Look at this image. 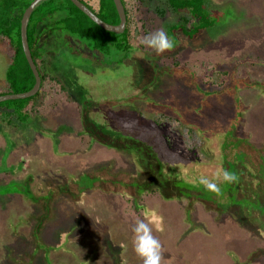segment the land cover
I'll use <instances>...</instances> for the list:
<instances>
[{"label":"trees","instance_id":"trees-1","mask_svg":"<svg viewBox=\"0 0 264 264\" xmlns=\"http://www.w3.org/2000/svg\"><path fill=\"white\" fill-rule=\"evenodd\" d=\"M33 1L0 0V38L10 60L6 86L0 89V96L28 92L36 83L21 40L22 18ZM80 1L102 21L119 25L114 0ZM158 1L182 16L181 23L169 29L172 38L181 32L189 40H195L216 24L206 0ZM122 3L127 24L121 34L101 28L71 0L40 3L28 25L30 50L42 80L40 90L29 98L1 102V120L9 125L30 126L31 118L45 108L54 92L68 104H82L86 99L90 103L89 91H86L89 99L84 92L71 95L60 80L46 72L44 56L51 50L47 44L51 35L58 33L60 36L54 37L57 40L75 39L83 44L82 49L112 57L111 65L127 62L141 37L137 13L144 0H122ZM49 19L52 20L49 28L41 31ZM142 28L148 34L147 28ZM174 68L177 70L168 75L157 73L151 80L140 79L137 84H130L122 102L111 98L100 103L98 110L91 103L92 110H81L82 134L91 143L121 153L128 161L126 167L107 162L76 173L61 168L58 173L37 175L38 181L31 177L23 183L0 186V196L15 194L29 212L27 218L11 224V236L3 241L5 251L0 264H55L56 251L68 253L62 256L61 264H70L66 261L68 256L74 257L76 264H102L104 259L109 264H122L124 243L118 244L114 239L116 233L105 231L101 221L99 226L97 223V217L112 214V208L89 206L83 211H73L67 215L69 218L61 216L60 210L55 211L58 201L60 205L64 202L82 205L85 196L94 192L121 195L127 203L139 199L143 202L145 196L186 202L184 209L189 221L200 204L206 212L215 214L216 221L227 217L264 244V143L258 147L247 131V107L240 87H225L224 78L230 74L229 70L214 71L208 77L214 87L202 89L199 83L205 81L197 69L178 62ZM181 74L189 82L171 81ZM253 89L264 93L258 87ZM106 109L110 113L108 120ZM95 111L100 118L92 117L91 112ZM166 127L186 135L190 141L196 140L200 155L196 152L192 158H185L175 149ZM223 170L235 173L238 180L223 182ZM201 177L217 183L220 191L206 190L199 183ZM135 207L144 210L143 204L136 203ZM99 227L103 232H99ZM96 240L100 244L98 251L90 247V242Z\"/></svg>","mask_w":264,"mask_h":264},{"label":"rangeland","instance_id":"rangeland-1","mask_svg":"<svg viewBox=\"0 0 264 264\" xmlns=\"http://www.w3.org/2000/svg\"><path fill=\"white\" fill-rule=\"evenodd\" d=\"M206 2L216 21L215 26L195 40H189L178 32L176 38L171 37L176 46L163 54L157 55L144 46L142 40L161 28L169 33L172 25L181 23L182 16L158 0H144L137 13L141 37L135 42L130 60L111 65L112 57L82 49L83 44L75 39L57 40L54 37L60 34L54 33L47 44L51 50H47L44 56L45 70L60 80L71 95L84 92L89 99L86 93L89 91L90 103L97 110L100 103L111 98L122 102L130 84H137L140 79L151 80L157 73L168 75L175 72V62L197 69L200 78L207 82L199 83L202 89L214 87L208 78L214 71L229 70L230 74L224 78L225 87H240L247 107V131L252 142L261 147L264 143V93H257L253 87L264 91V0ZM51 22L47 20L41 31H46ZM2 43L0 38V89L6 86V71L10 64L6 56L9 52ZM174 77L171 81L178 83L190 80L182 74ZM90 103L86 99L82 104H68L63 96L54 92L45 108L31 118L30 126L9 125L0 118V186L23 183L31 177L38 181L37 175L43 177L51 171L58 173L61 168L76 173L107 162L126 167L128 161L121 153L91 143L88 136L82 134L84 128L80 113L83 109L92 110V107L89 109ZM97 112H91L95 119L100 118ZM106 113L108 120L110 113L108 110ZM166 133L171 134L175 149L185 158H192L196 152L200 155L196 140L190 141L186 135L173 132L169 127H166ZM39 186L46 190L42 183ZM1 195L0 262L5 251L3 241L11 236V224L27 218L29 214L20 198L14 197L15 194ZM84 199L83 206L68 202L60 205L58 201L55 211L60 210L61 216L69 218L68 214L83 211L89 206L112 208V214L98 216L97 223L98 226L102 223L105 231L116 233L114 239L118 244L124 243L122 264H143L132 243V230L137 221L148 223L153 235L161 242V264H264V244L261 241L227 217L221 222L216 221L215 214L206 212L200 204L195 207L189 221L184 209L186 202L166 201L159 196H145L143 202L139 199L127 203L121 195L94 192ZM136 203L143 204L144 210L139 211ZM103 228L99 227V232H103ZM90 243V247L98 251V241ZM67 255L56 251L55 264H61ZM66 261L76 264L74 257L68 256ZM102 264L109 262L104 259Z\"/></svg>","mask_w":264,"mask_h":264},{"label":"clouds","instance_id":"clouds-1","mask_svg":"<svg viewBox=\"0 0 264 264\" xmlns=\"http://www.w3.org/2000/svg\"><path fill=\"white\" fill-rule=\"evenodd\" d=\"M142 44L149 49H152L157 55L173 49L176 46V41L171 38L166 29L161 28L154 33L146 35ZM238 180V176L229 171L223 170L222 181L226 183H234ZM199 183L206 190L218 193L220 188L217 183L201 177ZM133 250L143 264H161L162 245L161 242L153 235L152 228L144 221H137L133 228Z\"/></svg>","mask_w":264,"mask_h":264},{"label":"water","instance_id":"water-1","mask_svg":"<svg viewBox=\"0 0 264 264\" xmlns=\"http://www.w3.org/2000/svg\"><path fill=\"white\" fill-rule=\"evenodd\" d=\"M43 1H45V0H34L30 4V6L26 9V11L23 15V18H22V22H21L22 46H23V50H24L26 59H27L29 65L31 67V70L33 71L34 76H35L36 83H35L34 87L28 92L21 93V94H9V95L0 96V103L8 101V100H19V99L29 98V97L36 95L40 90L42 80H41L39 71L37 69V66L33 60L31 50H30L29 41H28V25H29V20H30V17L32 15L33 11ZM71 1L84 14H86L93 22H95L97 25H99L104 30L109 31V32H113L116 34L124 33V31L126 30L127 17H126L125 7L122 3V0H114L116 9H117L119 17H120L119 25H111V24H108V23L102 21L82 1H80V0H71Z\"/></svg>","mask_w":264,"mask_h":264}]
</instances>
